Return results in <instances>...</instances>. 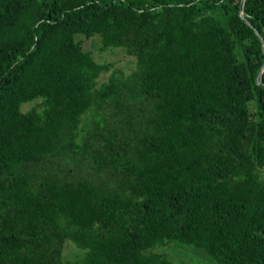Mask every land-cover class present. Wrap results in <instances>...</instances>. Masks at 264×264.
I'll return each instance as SVG.
<instances>
[{
  "label": "trees",
  "instance_id": "trees-1",
  "mask_svg": "<svg viewBox=\"0 0 264 264\" xmlns=\"http://www.w3.org/2000/svg\"><path fill=\"white\" fill-rule=\"evenodd\" d=\"M240 2L0 0V264H264V0Z\"/></svg>",
  "mask_w": 264,
  "mask_h": 264
},
{
  "label": "rangeland",
  "instance_id": "rangeland-1",
  "mask_svg": "<svg viewBox=\"0 0 264 264\" xmlns=\"http://www.w3.org/2000/svg\"><path fill=\"white\" fill-rule=\"evenodd\" d=\"M77 38L80 35L76 36ZM84 48L90 50L93 57L98 62H113V68L119 69L122 73L127 74L134 66V58L125 54L121 48L106 49L100 51V43L98 38L79 39ZM107 74H103L102 78H106ZM33 104V103H32ZM32 104L28 103L24 109H29ZM155 253L165 255L173 263L187 264H214L206 255L203 249L194 248L190 245H180L176 242H169L164 245H156L152 248ZM73 253L72 248H67L64 252L65 257H70Z\"/></svg>",
  "mask_w": 264,
  "mask_h": 264
},
{
  "label": "water",
  "instance_id": "water-1",
  "mask_svg": "<svg viewBox=\"0 0 264 264\" xmlns=\"http://www.w3.org/2000/svg\"><path fill=\"white\" fill-rule=\"evenodd\" d=\"M243 3H244V0H241V2H240V6H239V15L241 16V18H242V7H243ZM242 19H243V18H242ZM243 20H244V19H243ZM244 21H245V20H244ZM245 22L247 23V21H245ZM255 34H256V36L258 37V39H259V41L261 42V44L264 45V41H263V39L260 37L258 31L255 30ZM263 71H264V60H263L262 68H261V70L259 71V73H258V75H257V77H256V83H257V85L262 86V87H264V86L260 83V78H261V74H262Z\"/></svg>",
  "mask_w": 264,
  "mask_h": 264
}]
</instances>
